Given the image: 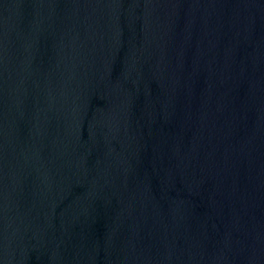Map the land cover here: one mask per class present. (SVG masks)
Masks as SVG:
<instances>
[{
	"label": "water",
	"instance_id": "1",
	"mask_svg": "<svg viewBox=\"0 0 264 264\" xmlns=\"http://www.w3.org/2000/svg\"><path fill=\"white\" fill-rule=\"evenodd\" d=\"M172 0H0V264H102Z\"/></svg>",
	"mask_w": 264,
	"mask_h": 264
}]
</instances>
